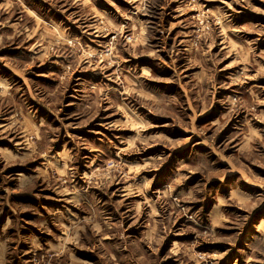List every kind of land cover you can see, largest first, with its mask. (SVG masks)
<instances>
[{
	"label": "rangeland",
	"instance_id": "rangeland-1",
	"mask_svg": "<svg viewBox=\"0 0 264 264\" xmlns=\"http://www.w3.org/2000/svg\"><path fill=\"white\" fill-rule=\"evenodd\" d=\"M0 264H264V0H0Z\"/></svg>",
	"mask_w": 264,
	"mask_h": 264
},
{
	"label": "bare ground",
	"instance_id": "bare-ground-1",
	"mask_svg": "<svg viewBox=\"0 0 264 264\" xmlns=\"http://www.w3.org/2000/svg\"><path fill=\"white\" fill-rule=\"evenodd\" d=\"M79 23V22H78ZM259 227V226H258Z\"/></svg>",
	"mask_w": 264,
	"mask_h": 264
}]
</instances>
